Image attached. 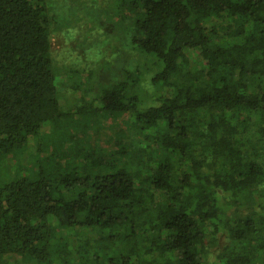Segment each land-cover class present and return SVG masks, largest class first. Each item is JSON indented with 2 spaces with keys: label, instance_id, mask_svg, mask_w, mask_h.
<instances>
[{
  "label": "trees",
  "instance_id": "trees-1",
  "mask_svg": "<svg viewBox=\"0 0 264 264\" xmlns=\"http://www.w3.org/2000/svg\"><path fill=\"white\" fill-rule=\"evenodd\" d=\"M120 2L102 17L153 61L146 79L60 74L57 1L0 0V264H264V0ZM75 115L126 116L136 138L60 163L40 137ZM27 148L31 172L10 170Z\"/></svg>",
  "mask_w": 264,
  "mask_h": 264
},
{
  "label": "rangeland",
  "instance_id": "rangeland-1",
  "mask_svg": "<svg viewBox=\"0 0 264 264\" xmlns=\"http://www.w3.org/2000/svg\"><path fill=\"white\" fill-rule=\"evenodd\" d=\"M56 1L58 4L53 6L55 11L52 13L54 27L51 35V49L54 51L53 64L60 71V74L64 71L68 73L73 68L75 70L79 68L92 69L95 65H99L100 68L96 77L98 81L123 80L126 71L140 72L145 76V79L147 74L152 75L154 71L153 61L148 62L146 57L135 51L126 36L113 25V21H116L121 14V8H119L121 0H113L112 4L97 11L90 8V4L96 5L93 0ZM84 11L91 14V16L95 12L94 15L95 17L98 16L97 19H92ZM102 15L106 20L112 19L113 21L107 24ZM105 61H109L112 67H108V69L102 67ZM97 80L95 81L97 82ZM147 91L146 89L145 92ZM69 97L72 98L70 93ZM145 100L146 102L143 101L141 107L152 103L150 98ZM67 102L70 106L69 99H67ZM96 118H91L89 123L85 121L87 125H83L81 116L75 115L71 118L72 126L64 134L66 136L65 140L60 141L58 135L47 136L43 132L40 137L41 144L48 150L47 153H59L60 156L56 157L57 161L64 163L74 146L80 152L94 147L109 150L113 145V139L118 138V130L124 131V138L129 139V136H132L123 125L126 116L116 118L97 116ZM115 134L117 135L115 136ZM132 138L136 137L132 136ZM79 140H82V142H78ZM29 152L33 153V150L27 148L18 154V157L9 156L7 163L12 165L19 163L22 170L27 169L31 172L33 162L31 160L32 163L27 162ZM39 156L42 158L44 153L41 152ZM11 168L10 170L13 171L16 166L13 165Z\"/></svg>",
  "mask_w": 264,
  "mask_h": 264
}]
</instances>
